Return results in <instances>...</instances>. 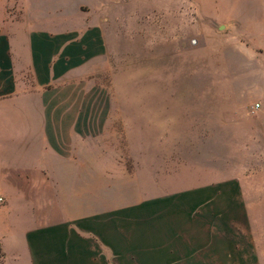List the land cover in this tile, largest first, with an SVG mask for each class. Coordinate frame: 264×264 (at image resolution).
Masks as SVG:
<instances>
[{
    "label": "crops",
    "instance_id": "obj_1",
    "mask_svg": "<svg viewBox=\"0 0 264 264\" xmlns=\"http://www.w3.org/2000/svg\"><path fill=\"white\" fill-rule=\"evenodd\" d=\"M196 1L206 3L207 39L225 42L227 78L210 90L219 113L240 102L245 129L264 142V0ZM106 3L0 0V264H262L258 236L249 242L189 217L206 207L200 197L145 205L137 219L117 205L111 179L122 159L109 149L110 112L84 104L81 76L109 52ZM105 178L99 189L94 179ZM223 192L197 185L173 194Z\"/></svg>",
    "mask_w": 264,
    "mask_h": 264
},
{
    "label": "rangeland",
    "instance_id": "obj_2",
    "mask_svg": "<svg viewBox=\"0 0 264 264\" xmlns=\"http://www.w3.org/2000/svg\"><path fill=\"white\" fill-rule=\"evenodd\" d=\"M106 4L109 52L81 76L89 92L84 104L110 112L109 149L122 159L121 177L111 179L117 205L129 204L137 219L147 212L145 205H185L200 197L206 207L197 205L189 217L210 218L224 234L242 231L249 242L256 235L264 250V193L258 192L264 189V142L245 129L240 102L234 104L236 112L221 115L211 96L210 90L227 78L228 67L219 57L225 42L209 41L204 33L211 24L203 18L206 3ZM225 104L233 105L230 99ZM94 180L99 189L107 187L108 179ZM197 185L225 192L173 194ZM177 207V217L183 216L184 206Z\"/></svg>",
    "mask_w": 264,
    "mask_h": 264
},
{
    "label": "built area",
    "instance_id": "obj_3",
    "mask_svg": "<svg viewBox=\"0 0 264 264\" xmlns=\"http://www.w3.org/2000/svg\"><path fill=\"white\" fill-rule=\"evenodd\" d=\"M259 107V105H257V108ZM5 202V197L3 196V194L0 192V205H2Z\"/></svg>",
    "mask_w": 264,
    "mask_h": 264
},
{
    "label": "trees",
    "instance_id": "obj_4",
    "mask_svg": "<svg viewBox=\"0 0 264 264\" xmlns=\"http://www.w3.org/2000/svg\"><path fill=\"white\" fill-rule=\"evenodd\" d=\"M2 255H3V254H2V251H1V257H2Z\"/></svg>",
    "mask_w": 264,
    "mask_h": 264
}]
</instances>
